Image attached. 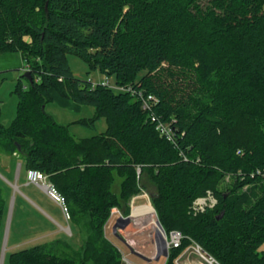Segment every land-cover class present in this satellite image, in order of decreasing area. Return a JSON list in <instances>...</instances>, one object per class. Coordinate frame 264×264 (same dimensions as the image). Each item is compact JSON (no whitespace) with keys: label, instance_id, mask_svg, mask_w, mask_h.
Listing matches in <instances>:
<instances>
[{"label":"trees","instance_id":"1","mask_svg":"<svg viewBox=\"0 0 264 264\" xmlns=\"http://www.w3.org/2000/svg\"><path fill=\"white\" fill-rule=\"evenodd\" d=\"M0 52L20 53L32 79L16 85L10 126L0 112V153L46 174L87 232L79 249L56 239L9 264H123L106 226L114 208L129 216L148 184L166 233L185 237L165 264L196 245L219 264H264V0H0ZM69 55L113 87L77 78ZM123 87L159 103L150 113ZM53 92L94 117L58 123L47 111ZM151 114L172 124L173 141ZM101 119L99 135L71 132ZM10 190L0 184V249ZM209 190L218 204L195 215Z\"/></svg>","mask_w":264,"mask_h":264},{"label":"rangeland","instance_id":"2","mask_svg":"<svg viewBox=\"0 0 264 264\" xmlns=\"http://www.w3.org/2000/svg\"><path fill=\"white\" fill-rule=\"evenodd\" d=\"M69 62L76 77L83 81L102 84L108 78L99 71L91 70L88 64L76 55H69ZM27 65V62L18 52H0V104L2 122L5 126H10L17 116L18 99L14 91L18 81L21 79L25 86L29 84V81L23 78V76L25 77ZM108 79L113 83L114 78L110 77ZM78 106H80V110H76L74 107H62L58 103H51L48 105L47 111L58 123L63 125H70L79 119L94 117L95 109L93 107ZM106 129L107 122L105 119L99 120L95 129L80 124L71 126L72 134L78 139L99 135L105 132ZM231 181L232 177L229 176L225 183L229 184ZM0 184L7 191L11 189V199L14 193L18 195L14 201V221L13 225L11 223L12 230L10 226L9 242L5 248L3 244L0 249V264H9L10 255L16 251L34 245H44L56 239L64 240L75 249L82 246L83 237L85 239L87 235L86 229L82 226L83 234L81 227H78L71 220L68 221L62 208L52 201L43 190L28 183L24 162L22 163V161H17L6 154L0 153ZM148 185L147 192L137 197L133 207V210L135 209L137 212L146 210L145 212L139 213L136 216L137 219L134 218L125 228H118L116 231L113 229L111 232L112 227L110 224L106 226L107 237L120 249L129 264H165L166 262V258L163 256L159 260L153 259L158 255L157 240H161L164 236L157 230L155 215L153 212H148L150 211L148 209L152 207L150 205L151 193L155 192V188L151 184ZM120 224L123 223L120 222ZM68 227L72 229L73 235ZM131 249L139 256L134 254ZM261 250H264V245ZM194 252L196 255L193 256L194 262L191 264H200L198 261L200 256L195 250ZM143 258L153 260L149 262Z\"/></svg>","mask_w":264,"mask_h":264},{"label":"built area","instance_id":"3","mask_svg":"<svg viewBox=\"0 0 264 264\" xmlns=\"http://www.w3.org/2000/svg\"><path fill=\"white\" fill-rule=\"evenodd\" d=\"M102 84L105 86L113 87L112 83L109 81L108 78H106V80ZM121 89L125 91H130L133 93V95H136L138 99H140V101L142 102L143 108L150 113H152L151 110L159 103L158 98L155 95L153 94L147 95L143 90L137 92V91L132 90L131 88L123 87ZM151 120L155 124L156 130L160 133L162 137L170 141L174 140L175 129L172 126V124L157 120L154 114H151ZM27 180L30 185H35L39 187L41 190L44 191V193H46V195L52 201L57 203L62 208L66 219L70 220L71 215H70V211H69L65 197L59 192L57 187L49 180L46 174L36 169H29L27 171ZM212 195L213 194L208 193L207 198H200L196 201V204L193 207V211L195 215L204 213L206 212L207 209L214 208L218 204V200L215 198V196H212ZM115 214H120L121 216L125 217L124 215H122V213L117 208H114L112 210V215H115ZM129 218L132 222L134 219L132 216V213L129 216ZM160 232L166 239L169 249L179 248L182 245V242L185 238L183 234L178 231H172L169 235L165 231H160ZM195 251L200 256V258L204 260L207 264H219V262L214 257L208 254L199 245H196Z\"/></svg>","mask_w":264,"mask_h":264},{"label":"water","instance_id":"4","mask_svg":"<svg viewBox=\"0 0 264 264\" xmlns=\"http://www.w3.org/2000/svg\"><path fill=\"white\" fill-rule=\"evenodd\" d=\"M25 78L28 79L31 83H32V79H31V75L30 72H26L25 73ZM45 108V107H44ZM19 167L21 168V164L19 165ZM16 191V190H15ZM17 192V191H16ZM15 197H16V193H14V196L11 199V203H10V209H9V214H8V220H7V225H6V230H5V238H4V248L5 245L7 244L8 241V235H9V231H10V226H11V222H12V215H13V210H14V201H15ZM130 218H119L118 221L116 222V224L114 225L113 229L114 231H116L118 228H125L126 226H128V224H130ZM120 222H122L123 224H120ZM157 227H158V231H165L159 218L157 217ZM158 241V255L156 256V260H159L162 256L165 257L166 259H168L169 257V248L167 245V241L165 238H161V240H157ZM131 251L136 254L137 256H139L137 253H135V251H133L131 249ZM147 261H152V259H146ZM123 264H129L127 260H123Z\"/></svg>","mask_w":264,"mask_h":264},{"label":"crops","instance_id":"5","mask_svg":"<svg viewBox=\"0 0 264 264\" xmlns=\"http://www.w3.org/2000/svg\"><path fill=\"white\" fill-rule=\"evenodd\" d=\"M53 99L54 101L52 103H58L60 104L62 107H74L76 108V110H80V106H78L79 104L77 103H74L72 101H69V100H66V99H63L61 96H59L56 92H53ZM51 104V103H50ZM74 104H77V105H74ZM48 107V106H47ZM2 108H1V104H0V112H1V115H2ZM137 198H135L134 200L131 201L130 203V206H131V209L133 210V207L135 206L134 204V201H136ZM149 210V209H148ZM142 211H146V210H139V212H142ZM134 212H137L135 209L133 210V213ZM122 213V212H121ZM122 215H124L122 213ZM115 217L117 216L118 219L121 217L120 214H116L114 215ZM117 219V221H118ZM137 219V218H136ZM116 221V222H117ZM116 224V223H115ZM114 227V226H113ZM121 229V228H120ZM71 234H72V231H71ZM196 246H192L190 249H188L183 255H182V258L180 260V264H191L192 262H194L193 260V256L196 255V253L194 252ZM195 257V256H194ZM142 258V257H141ZM145 259V258H143ZM146 260V259H145ZM199 263L200 264H207L205 261L201 260L200 258L198 259ZM151 262V261H149ZM134 264V263H133Z\"/></svg>","mask_w":264,"mask_h":264},{"label":"bare ground","instance_id":"6","mask_svg":"<svg viewBox=\"0 0 264 264\" xmlns=\"http://www.w3.org/2000/svg\"><path fill=\"white\" fill-rule=\"evenodd\" d=\"M208 193L213 194L212 196H215L214 192H213L212 190H209L205 196L197 198V199L193 202L191 208L193 209V207L195 206L196 201H197L198 199H200V198H207V197H208ZM215 198H216V196H215ZM216 199H217V198H216ZM118 210H119V209H118ZM149 210H150V211H148V212H151V213L153 212V214L155 215V218L157 219L158 215H157V217H156V212H155L154 208L151 207ZM119 211H120V210H119ZM120 212H121V211H120ZM143 212H145V211L137 212V213H132V216H133V218H136V216H137L139 213H143ZM115 215H116V214H115ZM112 216H114V215H112ZM129 216H130V215H129ZM129 216H125V217L121 216L120 218H127V217H129ZM68 221H69V220H68ZM156 222H157V221H156ZM130 223H131V221H130ZM68 229H69L70 232H71V228L68 227ZM9 232H10V231H9ZM8 237H9V235H8ZM7 243H8V241H7ZM6 246H7V244L5 245V247H6Z\"/></svg>","mask_w":264,"mask_h":264},{"label":"flooded vegetation","instance_id":"7","mask_svg":"<svg viewBox=\"0 0 264 264\" xmlns=\"http://www.w3.org/2000/svg\"><path fill=\"white\" fill-rule=\"evenodd\" d=\"M129 225V224H128Z\"/></svg>","mask_w":264,"mask_h":264}]
</instances>
